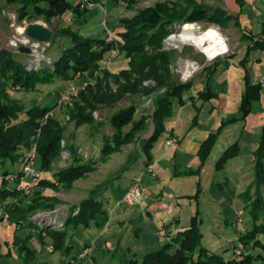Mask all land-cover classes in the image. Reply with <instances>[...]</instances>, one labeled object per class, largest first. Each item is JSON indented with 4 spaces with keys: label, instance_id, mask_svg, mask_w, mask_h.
I'll return each mask as SVG.
<instances>
[{
    "label": "trees",
    "instance_id": "1",
    "mask_svg": "<svg viewBox=\"0 0 264 264\" xmlns=\"http://www.w3.org/2000/svg\"><path fill=\"white\" fill-rule=\"evenodd\" d=\"M40 1H45L46 5H39ZM113 1L123 3L127 7L135 3V0ZM13 2L19 4L18 19L42 18L50 24L53 17H60L68 10H72L75 15L74 23H82L78 19L81 18L83 10L70 0H0V15L3 7ZM29 6H32L31 12L28 11ZM229 18L224 10L206 9L195 0H159L151 6L137 10L131 18H120L119 28L111 34L112 40H107L108 35H83L71 25L54 30L50 43H53L58 35L66 39L60 51L52 54L56 57L55 62L50 66L30 70L23 63L24 52L15 55L11 50L0 46V163L18 162L20 152L29 147L36 129L40 128L37 138L36 169L41 170V179L34 187L33 193L29 195V199H25L26 196L14 189L15 184L9 185L1 178L0 207L6 209L10 223L20 228L30 226L18 225L19 218L35 208L48 207L56 202L55 196L44 193L45 189L58 191L60 188L70 186L76 179L94 170L96 162L83 160L76 153L77 147L70 144L73 152L72 162L67 167L52 173L50 179L47 178L48 176H43V172L49 171L50 162L60 153L63 126L54 117H48L40 125V119L52 105L33 103L26 108L24 104L9 96L8 83L28 88L36 82L49 81L54 77L66 81L73 78L77 72L80 73L81 80L93 77L94 85H87L80 91L79 103H75L69 111L76 125L92 123L90 111L97 103L113 105L127 95L146 96L155 89L164 87L165 90L154 97L155 107L151 115L142 113L135 117L134 112L137 110L135 103L112 113L108 124L112 132L104 137L101 158L98 159L105 161L112 153L132 142L151 121L152 132L147 138H143L140 144L141 155L145 165H148L153 157L152 148L165 132V122L171 116L172 102L174 100L182 102L183 93L189 92L192 86L189 81L184 83L179 81L172 72L171 64L176 58L171 51L164 49L163 39L174 30L175 25L180 23L205 21L222 25ZM254 44H258L257 41ZM112 48H117L122 58L113 61L108 67H103L102 61ZM248 52L249 48H246V56ZM214 65L215 63L206 65L204 69L211 73ZM147 79L154 80L156 84L143 85V81ZM244 79L237 115L223 121L221 125L243 120L251 111L252 102L260 98L262 85L259 82L252 83L248 80L247 74ZM208 82L206 80L204 88L197 91L203 101L215 94L210 90ZM219 130L220 126L216 132L210 133L200 143L197 150L200 164L210 153ZM238 152L239 145L234 142L223 151L215 168H221L226 160L237 155ZM253 155V181L249 189L241 193L248 222L232 245L234 248L236 246L241 248L239 257L234 253L231 257H226L222 252L210 251L202 246L200 226L196 217H193L188 229L166 241L159 249L145 253L140 259H126L125 264H244L252 258V255L247 253L250 248L264 249V126L261 128L258 146L253 151ZM0 172L9 174L12 171L5 166ZM14 172L18 173V171ZM24 180L29 182L31 176L24 177ZM252 186L254 193L251 195ZM78 208L76 214H69L63 228L46 230V235L50 238L55 251L61 250L68 254L71 247L67 242L70 236L69 230L92 224L100 226L107 215V211L102 208V200L97 190H93L88 197L81 200ZM39 234L43 239L42 233ZM28 240L14 236L12 241L21 254L24 264L32 261L35 252L29 247Z\"/></svg>",
    "mask_w": 264,
    "mask_h": 264
},
{
    "label": "crops",
    "instance_id": "2",
    "mask_svg": "<svg viewBox=\"0 0 264 264\" xmlns=\"http://www.w3.org/2000/svg\"><path fill=\"white\" fill-rule=\"evenodd\" d=\"M70 1L75 5L78 4L83 10L81 18L78 19L82 23L77 24L81 34L96 35V31L102 30V27L112 31L119 28L120 22H113L112 20H107L105 23L104 20L100 22V14L105 9L111 10L119 3H115L113 0H94L95 6L85 7L80 0ZM195 1L209 10H224L230 18L222 25H214L223 31L233 30L232 32H234L238 29L241 32L240 41L243 45L236 52L230 54H225V52L211 60L204 53L206 59L211 61L204 66L215 63L212 72L208 73L203 66L201 73H197L193 77L194 79L197 77V81L194 82V79L190 77L188 80L184 78L181 81L183 83L189 81L192 86L189 92L183 93L182 102L176 100L172 102L171 116L165 122V132L152 148L153 157L148 168L144 166L145 162L139 149L138 153L134 156L129 155L127 158L130 160L126 168L131 170L129 176L120 172L113 181H109L107 187L104 186V202H106L104 205L109 214L108 218L104 220V227L92 224L85 228L71 229L67 239L71 246L68 254L58 250L59 255H56L51 262L36 261L33 254L29 264H65L69 257L91 245L93 246L92 250L80 264H122L124 259H140L145 253L159 249L168 241L166 238L163 239L157 235V230L160 227H164L171 238L188 229L193 217H196L201 227V214L204 209L217 213L223 232L228 236L227 240L230 243L229 246L224 242L217 245L216 249H208L214 252H222L226 257L233 255L234 247L232 245L237 237L225 230L231 231V219L236 213L246 212L245 203L241 197L244 190L241 191V187L244 185L242 181L250 179L252 182L253 180V151L258 146L261 128L264 126V102L259 101L260 98L254 100L251 104V111L243 120L221 124L237 115L244 89L245 74L252 83L256 82L257 79L264 78V0ZM39 5L45 6L46 2L40 1ZM30 10H32V6L28 7V11ZM66 13L75 18L72 10H68L64 14ZM108 34L105 33V35ZM255 41L258 44H254ZM246 48H249L247 56L245 55ZM121 58L122 54L119 53L118 49L112 48L106 53L104 66L108 67L113 61ZM234 66L237 67L233 68ZM206 80L209 81L210 90L215 94L210 99L203 101L197 91L204 88ZM222 112L225 114H221ZM149 125L150 127L153 126L151 121L147 124L146 129L149 128ZM219 126L220 130L211 151L222 136L221 134L225 133L229 139L235 138L226 148L237 142L239 152L226 160L221 168L216 169L220 171L225 169L226 164L233 165L230 167L231 179L226 176L225 179L227 180H216L215 185L210 189L211 192H206L201 184L200 176L211 151L204 162L200 164L197 150L200 143L210 133L216 132ZM149 135L143 138H147ZM168 138H173L174 142L166 144ZM132 165L134 167L131 169ZM140 171L143 172L148 191L144 210L137 205H128L120 201L130 180ZM190 176L198 177L199 180H196L195 191H192L194 189L192 184L193 186L190 185L188 188L190 192H187L181 178ZM228 181L229 185L233 187L230 193L225 188V183L228 184ZM238 198L242 199V203H238ZM237 204L241 207H237ZM154 219L158 220L157 225L151 223ZM0 228L7 231L20 229V227L16 228L13 224L8 223H0ZM94 229H96V233ZM153 230L156 238L153 236ZM74 233L82 236L80 237L83 242L82 247L78 251L72 250ZM42 238V243L47 249V245L51 244L50 238L43 234ZM32 243L35 242L28 241L30 248H32ZM3 244L7 245L8 253L6 257L0 256V264H24L23 258L14 244H8L7 241L0 242V248H3ZM228 247H231V250ZM247 253H250L252 258L244 264H254L255 260L258 259L261 260L258 264H264V260H262L264 259V249L253 247Z\"/></svg>",
    "mask_w": 264,
    "mask_h": 264
},
{
    "label": "rangeland",
    "instance_id": "3",
    "mask_svg": "<svg viewBox=\"0 0 264 264\" xmlns=\"http://www.w3.org/2000/svg\"><path fill=\"white\" fill-rule=\"evenodd\" d=\"M94 1V0H93ZM159 0H135V3L127 7L123 3L116 4L111 10H104L100 14V22L104 23L107 20H112L113 22H118L119 19L122 17H129L131 18L139 9L148 7L153 5ZM95 2V1H94ZM3 4V2H2ZM18 7L19 4L16 2L6 4L3 7L2 14L0 15V46L3 48H7L11 50L15 55L17 53L10 48L8 45L9 39L14 36L18 35V31L16 30L17 27H25L29 22L38 21L45 26L49 27L52 30V36L54 34V30L71 25L75 29L78 30L77 24L74 23V16L66 13L63 16L60 17H53L51 19L50 24H47L42 18L34 19L25 17L22 19H18ZM31 12V10H30ZM196 23L199 24V26L204 29L208 27L209 25H214L205 21H197ZM14 24V25H13ZM182 24L180 23L178 25H175L174 30L163 39V46L164 49L171 51L175 56V61L171 65L172 72L178 77L180 81H183L184 74L186 69L187 61L190 60L194 63L195 68L192 70V74L186 78L187 80L190 78L195 77L194 75H197V73H201L202 67L207 64L208 61L204 53L197 50L193 45L184 43L181 44L179 48L174 47L171 45L168 41V38L171 34L179 32ZM101 25H103L101 23ZM104 26V25H103ZM216 26V25H215ZM109 27V26H108ZM219 28V27H218ZM220 29V28H219ZM20 30V29H18ZM220 31L224 34L227 40L228 44V51L225 54H230L232 52H236L243 43L240 41V34L241 32L236 29L234 32L233 30L226 31L220 29ZM114 34V30L107 28L106 30L102 27V30L96 31V34L98 35H104L105 33ZM51 40V39H50ZM49 40V41H50ZM112 40V38H111ZM66 42V39L64 36L58 35L57 38L54 40L53 43H50V47L47 50L48 54H56V52H59L62 45ZM103 67L105 62L102 61ZM237 66H234L233 68H236ZM28 69V68H27ZM30 70V69H29ZM77 74V73H76ZM76 74H74L73 78L69 80H62L61 78L54 77L52 80L45 81V82H36L31 87L23 88L20 87L17 84H7L8 93L9 96L13 99H16L20 103L24 104L27 107L31 106L33 103H38L40 105H52L51 109L46 111L44 115L47 113V116L44 115L40 119V125L43 124L48 117H54L61 126H63V134L62 138L60 139V153L59 155L54 158L50 164H49V171L43 172V176H48L47 178L50 179L49 176L52 175V173L56 172L59 169H63L67 167L71 162L73 158V152L72 148L69 146L70 144H74L77 149L76 153L85 161L90 160L93 162H96V168L92 171H90L86 176L81 177L79 179H76L70 186H66L64 188H60L58 191L52 190V189H45L44 193L48 195H53L56 197V202L48 207H41V208H35L28 212L26 215L19 218L18 225H30L27 226L29 228L21 227L20 229H16L15 231H7L4 228H0V242L4 243L5 241L9 243H12L14 236L17 238L25 239L28 238L30 242L34 241L35 243H32V248L35 250L34 252V259L36 261H53V259L56 257V255H59V251H53L50 252L45 248V244L42 243V239L40 237L39 232H41L43 235H46V230L48 229H61L65 226V221L69 214L74 215L78 212V203L83 200L84 198L88 197L93 190H97L98 195L101 196L102 200V208L103 210H106V207L104 205V186L107 187L109 181H113L116 178V175H118L120 172H124L125 176H129L131 170L126 169L128 166V156H134V154L138 153L140 149V144L143 139V137H146L151 132L152 126L147 128L145 131L140 132L136 139H134L132 142L122 146V148L119 150V152L112 153L105 161L98 160L101 158V149L104 144V137L107 135H110L112 130L109 128V118L112 115L113 112L118 110L119 108H122L124 106L130 105L131 103H135L137 110L134 112V116L138 117L142 113L150 114L154 110V97L157 93H161L165 90L164 87L155 89V91H152L149 95L146 96H139V95H127L120 101H118L116 104L113 105H104V103H97L95 104V108L90 111L92 116V123L91 124H81L76 125L75 120L70 117L69 111L73 108L75 103H79L81 95H79L80 91L84 90L87 85H94L95 79L93 77H88V79H85L88 84L85 86L84 89H81L76 96L70 98L67 101L60 102L59 97L62 93L63 89L66 87V85L69 82H73L75 85H79L83 80L80 79V73L79 77L76 78ZM190 77V78H189ZM194 79V78H193ZM259 79H257L256 82H258ZM186 81V80H185ZM197 81V77L194 79V82ZM143 85L146 86H154L156 83L154 80L147 79L143 81ZM261 84V83H260ZM264 86V85H262ZM115 87V86H113ZM259 101L264 102V88H262L261 96ZM221 114H225L222 112ZM220 121V120H219ZM219 124V122H218ZM217 124V125H218ZM40 128L38 127L36 129V134L31 139V143L29 147L23 149L19 156H18V162L15 163H9L8 161L4 163H0V171L3 167L7 166L9 170H11V175L8 177H5L8 173L2 174L0 172V188L2 186L1 178L5 179L8 184H15L14 189L20 193L23 196H26L25 199H29V195L33 193V189L36 186V184L39 182L41 178L36 180L34 184L29 185H23L24 188L18 189L17 184L20 182V179L18 178L19 172L15 173L14 171H21V167L25 164V158L28 157V160L31 158L34 160L32 167L36 168L38 162L37 161V138L39 136ZM220 138L216 142L215 146L213 147L211 153L209 154L203 172L200 176L201 184L204 188V190L207 192H211L210 189L213 188V185H215L216 180H227L225 177L227 176L228 179H231L230 175V167L233 165L226 164L225 169L217 171L215 168V162L218 159V157L221 155L222 151L231 143L234 141L235 138L229 139L225 136V133L221 134ZM165 141V140H164ZM29 156H31L29 158ZM23 162V163H22ZM22 164V165H21ZM31 166V164H30ZM145 167L148 168V165H145ZM134 167V165L131 166V169ZM36 171L41 172L40 169H37ZM143 175V172H139ZM14 174H17L15 177ZM121 178V177H120ZM30 179V178H29ZM144 180V177H143ZM196 180H199L198 177H182L181 181L184 183V187L186 186L187 192H190L188 188H190V185L193 186L194 189L192 191H195V183ZM122 181V180H121ZM253 181V180H252ZM251 180L247 179L246 181H242V184H244L241 187V191H245L249 189ZM252 183V182H251ZM145 187H146V195L148 194L147 191V185L144 181ZM225 188L228 191V193L232 192V186L225 183ZM239 188V187H238ZM106 190V188H105ZM240 191V188L238 189ZM226 191V192H227ZM254 193V186L250 188V194ZM227 194V193H226ZM145 195V198H146ZM252 195V194H251ZM238 203H242V199H237ZM237 207L239 204H237ZM142 210L145 209V199L142 206H140ZM208 210V211H207ZM202 210V224H201V232L203 233V236L201 237V245L204 247H207L209 249H216L217 245L222 244L224 242L227 243L229 246L230 243H228V236L224 234L223 228L221 227L220 219L215 211H211L209 209ZM49 213L50 219L49 221L40 220L37 216L39 213ZM108 212L105 216V220L108 218ZM220 215V214H219ZM0 222L3 220H6L8 224L10 223L8 218V213L6 212V209L2 206L0 207ZM23 219V220H22ZM103 219V218H102ZM238 219L241 221V226L239 227L237 222ZM232 225H230V230H225L231 233V235H236L238 237L240 235V232L243 231L245 225H247L248 217L247 213L245 211H240L235 214L234 218L231 219ZM41 222V223H39ZM153 225H157L158 220L154 219L151 221ZM14 225V224H13ZM15 226V225H14ZM101 227H104V219ZM16 228L18 226H15ZM32 228L33 230H31ZM85 228V227H83ZM77 229V228H76ZM94 232L96 233V229H94ZM233 233V234H232ZM153 236L156 238V234L153 230ZM169 235V234H168ZM82 237L81 235L74 233V239H73V251H78L82 247ZM165 239L166 237H162ZM169 239L172 238L169 235ZM92 245L84 247L80 251H78L75 255H72L74 257H77L80 252L85 251V254L83 257L77 258V264H80V262L90 253L92 250ZM231 250V247H228ZM8 253V248L6 244H3V248H0V256L6 257ZM234 255L239 256L241 253V248L239 246H236L234 248ZM264 260V259H262ZM4 263V261H2ZM126 259L122 262V264H125ZM261 262V260H255L254 264H258ZM1 263V260H0ZM16 264V263H13Z\"/></svg>",
    "mask_w": 264,
    "mask_h": 264
},
{
    "label": "built area",
    "instance_id": "4",
    "mask_svg": "<svg viewBox=\"0 0 264 264\" xmlns=\"http://www.w3.org/2000/svg\"><path fill=\"white\" fill-rule=\"evenodd\" d=\"M81 4L85 7H93L96 5V3L93 0H80ZM14 25V24H13ZM20 28V30H18ZM16 30L18 31V35H14L9 39L8 45L10 46L11 49H13L16 53H21L19 48L21 46H26L29 49V52L25 53L24 57V64L26 68L28 69H38L41 66H50L52 65L56 57L48 54L47 50L50 47V41L42 42V41H37L28 35L25 34L24 32V26L23 27H17ZM112 36L110 33L107 36V40H111ZM76 78L79 77V72H77ZM188 75L184 74V78H187ZM261 85H264V78H260L258 80ZM88 84L86 80H83L79 85H75L73 82H69L66 87L63 89L62 93L60 94L59 101L64 102L69 100L70 98L76 96V94L81 90L84 89L85 86ZM45 117L47 116V113L44 115ZM174 142L173 138H168L166 140V144H171ZM31 156H29L30 158ZM33 159L31 158L28 160V157L25 158V164L21 167V171L19 172V179L20 182L16 185L18 189L24 188L23 185H32L36 180L41 178V172L36 171V168L32 167L33 164ZM23 163V162H22ZM31 164V166H30ZM22 165V164H21ZM11 175V173L7 174L5 177H8ZM17 174H14L13 176L15 177ZM26 176H31V180L29 182H26L24 180V177ZM146 195V187L144 184L143 180V175L141 173L135 174L132 179L130 180L129 184L125 188L122 196H121V202H124L128 205H137V206H142L144 203ZM38 218L40 220L44 221H49L50 216L49 213L46 212H41L37 214ZM2 224H6V220H3L0 222ZM41 223V222H39ZM238 226H241V221L238 219L237 222ZM157 235L160 237H166L167 240L169 239V235L164 227H160L157 230ZM47 249L49 251H54L53 245L48 244ZM85 254V251L80 252L77 257L71 256L67 259L65 264H77V258L78 257H83Z\"/></svg>",
    "mask_w": 264,
    "mask_h": 264
},
{
    "label": "bare ground",
    "instance_id": "5",
    "mask_svg": "<svg viewBox=\"0 0 264 264\" xmlns=\"http://www.w3.org/2000/svg\"><path fill=\"white\" fill-rule=\"evenodd\" d=\"M168 41L177 48L184 43L191 44L197 50L205 53L210 60L228 51L226 37L215 25H209L202 29L198 23L185 22L182 24L179 32L169 36ZM186 65L187 71L185 73L187 72L186 75H189L195 68V65L190 60L187 61Z\"/></svg>",
    "mask_w": 264,
    "mask_h": 264
},
{
    "label": "water",
    "instance_id": "6",
    "mask_svg": "<svg viewBox=\"0 0 264 264\" xmlns=\"http://www.w3.org/2000/svg\"><path fill=\"white\" fill-rule=\"evenodd\" d=\"M24 32L26 35L37 41L46 42L52 38V30L38 21L29 22L24 27ZM19 50L24 53L29 52V49L26 46H21Z\"/></svg>",
    "mask_w": 264,
    "mask_h": 264
}]
</instances>
